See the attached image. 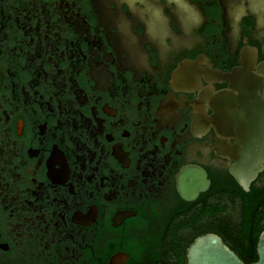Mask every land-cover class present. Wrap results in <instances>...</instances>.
I'll return each mask as SVG.
<instances>
[{
  "label": "flooded vegetation",
  "instance_id": "obj_1",
  "mask_svg": "<svg viewBox=\"0 0 264 264\" xmlns=\"http://www.w3.org/2000/svg\"><path fill=\"white\" fill-rule=\"evenodd\" d=\"M263 227L264 0H0V264Z\"/></svg>",
  "mask_w": 264,
  "mask_h": 264
},
{
  "label": "water",
  "instance_id": "obj_2",
  "mask_svg": "<svg viewBox=\"0 0 264 264\" xmlns=\"http://www.w3.org/2000/svg\"><path fill=\"white\" fill-rule=\"evenodd\" d=\"M255 254L256 259L248 264H264V227L257 235ZM120 258L113 255L108 264H115ZM184 258L183 264H245L218 235L211 232L194 237L185 248Z\"/></svg>",
  "mask_w": 264,
  "mask_h": 264
},
{
  "label": "trees",
  "instance_id": "obj_3",
  "mask_svg": "<svg viewBox=\"0 0 264 264\" xmlns=\"http://www.w3.org/2000/svg\"><path fill=\"white\" fill-rule=\"evenodd\" d=\"M258 230L250 233V234H242V235H248L249 238V246L245 248H240L239 250H235L238 257L245 263L248 264L251 261H254L256 259L255 254V248H254V242L255 238L257 236Z\"/></svg>",
  "mask_w": 264,
  "mask_h": 264
}]
</instances>
